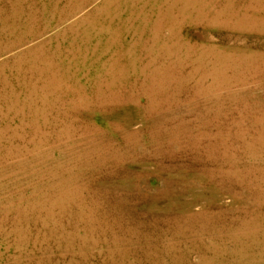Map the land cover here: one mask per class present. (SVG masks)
Listing matches in <instances>:
<instances>
[{"label": "rangeland", "instance_id": "obj_1", "mask_svg": "<svg viewBox=\"0 0 264 264\" xmlns=\"http://www.w3.org/2000/svg\"><path fill=\"white\" fill-rule=\"evenodd\" d=\"M0 264H264V0H0Z\"/></svg>", "mask_w": 264, "mask_h": 264}]
</instances>
